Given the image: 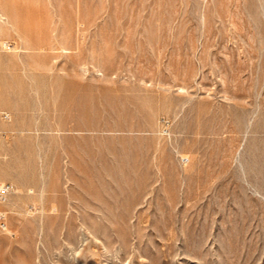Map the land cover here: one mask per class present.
<instances>
[{
    "label": "rangeland",
    "instance_id": "rangeland-1",
    "mask_svg": "<svg viewBox=\"0 0 264 264\" xmlns=\"http://www.w3.org/2000/svg\"><path fill=\"white\" fill-rule=\"evenodd\" d=\"M6 6L0 264H264V0Z\"/></svg>",
    "mask_w": 264,
    "mask_h": 264
},
{
    "label": "bare ground",
    "instance_id": "bare-ground-1",
    "mask_svg": "<svg viewBox=\"0 0 264 264\" xmlns=\"http://www.w3.org/2000/svg\"><path fill=\"white\" fill-rule=\"evenodd\" d=\"M58 4V3H57ZM57 4L55 5V6H57ZM59 7V6H58ZM4 15V16H3ZM2 17H5V19L10 23L8 26L10 27V28H12V29H14L15 31H17V35L19 36V38H20V41H21V44L22 45H20V46H23V47H25V48H30L31 47V45L29 44L30 42L26 39V36L24 37V35H22V33H20L15 27H14V25H15V23H14V25L12 24V22H11V20H10V16H9V14H8V11H7V6H6V0H0V18H1V20L3 19ZM13 19V18H12ZM58 21V20H57ZM3 22H5L4 20H3ZM55 22V21H54ZM6 24V23H5ZM51 25V24H50ZM6 27H7V25H6ZM51 28V27H50ZM3 29V26L2 27H0V30H2ZM4 29H5V27H4ZM6 29H8V27L6 28ZM60 29V28H59ZM50 30H52V29H50ZM9 31V30H8ZM57 31V30H56ZM55 31V32H56ZM5 33V32H4ZM58 33H59V31H58ZM56 35V34H55ZM60 35V34H59ZM58 35V36H59ZM44 37V36H43ZM60 38V37H59ZM44 39V38H43ZM55 40H57V39H55ZM57 43H59L60 44V40L58 39L57 41H56ZM38 44V43H37ZM34 46V45H33ZM60 47V46H59ZM53 48V47H52ZM35 49V48H34ZM33 62V61H32ZM33 64V63H32ZM37 64V63H36ZM34 65V64H33ZM37 66V65H36ZM41 68H44V65H41ZM34 69V68H33ZM37 69V68H36ZM46 69V68H45ZM33 78V77H32ZM7 94V93H6ZM59 126H57V128H58ZM38 129V128H37ZM50 130V129H49ZM53 131V130H52ZM10 171V170H9ZM2 172V171H1ZM4 173V172H3ZM4 187V185L0 182V189H2ZM11 202V201H10ZM11 204V203H10ZM42 210V209H41ZM44 212V211H43ZM2 214V213H1ZM85 227H87L86 225H85ZM90 227V226H89ZM88 227V228H89ZM92 227V226H91ZM87 230V229H86ZM90 230V229H89ZM92 230V229H91ZM93 231V230H92ZM95 231V230H94ZM96 232V231H95ZM94 232V233H95ZM90 232H88V234H89ZM93 235V234H92ZM99 236V235H98ZM93 237L95 238V239H97V237L95 236V235H93ZM93 238V239H94ZM87 239V238H86ZM92 239V240H93ZM91 240V239H90ZM98 240V239H97ZM100 240V239H99ZM101 241H103V240H101ZM92 242V241H91ZM96 244V243H95ZM105 244V243H104ZM88 245V244H87ZM91 245V244H90ZM104 247H105V245H104ZM87 249H88V246H87ZM80 250V249H79ZM89 250V249H88ZM83 255V254H82Z\"/></svg>",
    "mask_w": 264,
    "mask_h": 264
}]
</instances>
